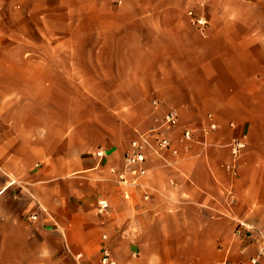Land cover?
<instances>
[{"label": "crops", "instance_id": "crops-1", "mask_svg": "<svg viewBox=\"0 0 264 264\" xmlns=\"http://www.w3.org/2000/svg\"><path fill=\"white\" fill-rule=\"evenodd\" d=\"M188 7L0 0V264H264L255 232L235 233L264 229V0H203L204 33ZM171 109L179 153L118 182L109 168Z\"/></svg>", "mask_w": 264, "mask_h": 264}, {"label": "built area", "instance_id": "built-area-1", "mask_svg": "<svg viewBox=\"0 0 264 264\" xmlns=\"http://www.w3.org/2000/svg\"><path fill=\"white\" fill-rule=\"evenodd\" d=\"M189 7L187 8V15L191 19V22L197 26L201 33H204L205 27L208 24L207 18L199 10L202 6L203 0H188ZM179 122L178 114L175 110L171 109L167 111L161 120L158 127L150 129L148 132L141 134L138 138L132 140L129 147L126 149L123 157L124 166L122 170H118L115 166H111L110 171L116 175L118 182L124 185H138V178L145 175L146 168L143 166L147 152L151 151L156 154H160L161 151L167 150L173 156L179 153V148L174 147L171 142L170 136L167 132L177 126ZM211 128H215L216 124L211 123ZM193 140V130L189 127H185L181 130L178 141L184 149L189 147V142ZM246 147L245 139L235 137L229 143L230 148V160L225 164V168L231 172V174L237 173V162L243 149ZM95 156L102 158L106 155L103 149H96ZM170 163L169 161H167ZM231 196L232 193L230 192ZM146 197V195H145ZM109 202L102 196L97 197L96 210L99 214H105L109 209ZM36 215H31V220H35ZM245 231H254L260 240L259 251L264 252V229H257L248 221L243 218L237 220L235 225V233L242 235ZM101 260L103 263H113L110 259V253L107 247L102 248ZM204 264V263H197ZM209 264H261L259 256H251L247 263H237L232 261L223 260L220 262H213Z\"/></svg>", "mask_w": 264, "mask_h": 264}]
</instances>
